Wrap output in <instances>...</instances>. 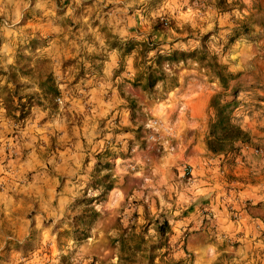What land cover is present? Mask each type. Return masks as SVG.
I'll return each instance as SVG.
<instances>
[{
	"label": "clouds",
	"instance_id": "1",
	"mask_svg": "<svg viewBox=\"0 0 264 264\" xmlns=\"http://www.w3.org/2000/svg\"><path fill=\"white\" fill-rule=\"evenodd\" d=\"M0 264H264V0H0Z\"/></svg>",
	"mask_w": 264,
	"mask_h": 264
}]
</instances>
